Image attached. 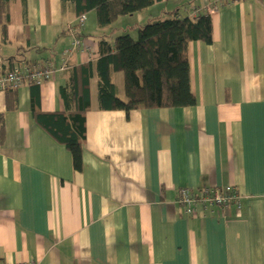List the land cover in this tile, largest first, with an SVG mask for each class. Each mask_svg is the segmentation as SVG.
<instances>
[{
    "label": "crops",
    "instance_id": "obj_1",
    "mask_svg": "<svg viewBox=\"0 0 264 264\" xmlns=\"http://www.w3.org/2000/svg\"><path fill=\"white\" fill-rule=\"evenodd\" d=\"M218 1L159 0L104 29L95 11L75 27L70 2L11 1L0 71L49 62L57 74L10 97L0 90V264H264V0L220 7L213 43L190 44L194 106L102 110L94 75L80 172L32 113L33 101L43 114L65 111L60 87L96 63L107 33L137 38L149 22ZM112 80L124 99L123 74ZM207 187L236 188L242 210L185 214L179 190Z\"/></svg>",
    "mask_w": 264,
    "mask_h": 264
},
{
    "label": "trees",
    "instance_id": "obj_2",
    "mask_svg": "<svg viewBox=\"0 0 264 264\" xmlns=\"http://www.w3.org/2000/svg\"><path fill=\"white\" fill-rule=\"evenodd\" d=\"M11 1L0 0L4 38L10 21ZM61 1L70 2L78 18L95 11L98 27L104 29L118 18L147 9L159 0ZM227 5H231L228 0L224 6ZM207 7L204 12L197 8L200 12L196 16L181 17L179 12L169 13L165 18L139 27L137 38L125 33L111 40L107 33L108 36L97 40L100 57L96 63L76 66L69 83L60 87L65 111L43 114L39 110L40 102L33 101V115L53 137L69 149L76 171L83 170L86 114L91 109L90 84L94 75L98 79V102L102 110H123L129 113L139 109L183 108L196 104L191 87L189 46L196 41L213 43V21ZM83 25L78 22L75 27ZM75 27L72 26L73 29ZM14 68L13 65L8 70ZM113 73H122L124 76V99L118 96L112 80ZM32 86L34 89L39 87ZM17 90L7 88L5 92L10 97Z\"/></svg>",
    "mask_w": 264,
    "mask_h": 264
},
{
    "label": "built area",
    "instance_id": "obj_3",
    "mask_svg": "<svg viewBox=\"0 0 264 264\" xmlns=\"http://www.w3.org/2000/svg\"><path fill=\"white\" fill-rule=\"evenodd\" d=\"M231 4L239 0H228ZM227 0H219L207 7L209 14H213L224 6ZM200 10L194 11V16L199 14ZM87 16L82 15L78 22L84 24ZM79 41L75 45L66 49L63 53L64 61L61 66L62 70H68L69 58L71 53L80 48ZM57 74L56 68L52 63H32L15 67L12 70L0 71V90L5 91L7 88L19 89L24 85L41 86L44 82L49 81ZM177 202L183 207L185 214L195 216L198 208L208 209L214 206L227 208L230 205L236 206L238 211L242 210V196L234 187H207L195 194L189 188H181L178 192ZM4 264H35L34 262H6Z\"/></svg>",
    "mask_w": 264,
    "mask_h": 264
},
{
    "label": "rangeland",
    "instance_id": "obj_4",
    "mask_svg": "<svg viewBox=\"0 0 264 264\" xmlns=\"http://www.w3.org/2000/svg\"><path fill=\"white\" fill-rule=\"evenodd\" d=\"M128 22H130L131 23V21H130V19H128ZM112 26H114V25H112ZM109 34V33H108ZM120 35H122V34H119L118 36H120ZM117 37V36H116Z\"/></svg>",
    "mask_w": 264,
    "mask_h": 264
}]
</instances>
